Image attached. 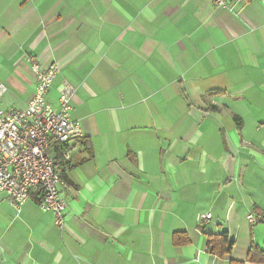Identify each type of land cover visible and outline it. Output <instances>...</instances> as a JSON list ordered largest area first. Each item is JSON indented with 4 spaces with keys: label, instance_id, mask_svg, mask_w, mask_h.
Instances as JSON below:
<instances>
[{
    "label": "crops",
    "instance_id": "obj_1",
    "mask_svg": "<svg viewBox=\"0 0 264 264\" xmlns=\"http://www.w3.org/2000/svg\"><path fill=\"white\" fill-rule=\"evenodd\" d=\"M0 0L4 111L59 68L83 138L52 142L66 228L0 197V264H231L264 250V0ZM233 4V2H230ZM240 121V123H238ZM211 214L204 222L201 216ZM226 234L229 255L207 251ZM174 235L180 245L173 243Z\"/></svg>",
    "mask_w": 264,
    "mask_h": 264
},
{
    "label": "built area",
    "instance_id": "obj_2",
    "mask_svg": "<svg viewBox=\"0 0 264 264\" xmlns=\"http://www.w3.org/2000/svg\"><path fill=\"white\" fill-rule=\"evenodd\" d=\"M249 0H214L215 10L233 12L235 6ZM233 2V4H230ZM35 76L36 87L28 106L23 110L0 108V197L16 209L29 200L31 192L38 198V207L53 216L54 225L66 228V182L55 168L51 156L52 142L60 144L83 138L81 126L71 118L75 91L63 84L58 89V107L47 103V95L59 68L40 66L34 57L25 59ZM7 92L0 83V101ZM204 222L211 214L201 216ZM246 221L253 226L264 222V215L250 213Z\"/></svg>",
    "mask_w": 264,
    "mask_h": 264
},
{
    "label": "trees",
    "instance_id": "obj_3",
    "mask_svg": "<svg viewBox=\"0 0 264 264\" xmlns=\"http://www.w3.org/2000/svg\"><path fill=\"white\" fill-rule=\"evenodd\" d=\"M240 123V121H238ZM178 235H174L173 243L180 245L186 241H178ZM233 247V243L228 240L226 234H222L218 237H210L207 242V251L218 258H224L230 254ZM247 261L254 264H264V250H258L256 247H252L247 256ZM231 264H243L238 262H232Z\"/></svg>",
    "mask_w": 264,
    "mask_h": 264
}]
</instances>
